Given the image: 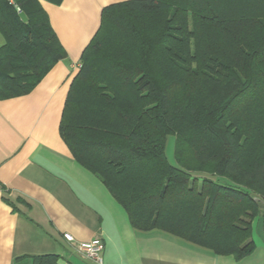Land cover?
Returning a JSON list of instances; mask_svg holds the SVG:
<instances>
[{
  "label": "trees",
  "instance_id": "trees-1",
  "mask_svg": "<svg viewBox=\"0 0 264 264\" xmlns=\"http://www.w3.org/2000/svg\"><path fill=\"white\" fill-rule=\"evenodd\" d=\"M0 0V100L68 54L41 1ZM60 133L135 230L240 261L264 201V0H128L103 8ZM175 137L169 162L168 138ZM57 256L34 264H59Z\"/></svg>",
  "mask_w": 264,
  "mask_h": 264
},
{
  "label": "crops",
  "instance_id": "crops-1",
  "mask_svg": "<svg viewBox=\"0 0 264 264\" xmlns=\"http://www.w3.org/2000/svg\"><path fill=\"white\" fill-rule=\"evenodd\" d=\"M124 1H41L68 59L31 93L0 100V264H34L42 256H57L59 264H96L64 234L99 242L103 264H264V233H257L264 209L253 223L256 249L240 261L159 230H135L124 208L62 139L61 119L82 53L103 8Z\"/></svg>",
  "mask_w": 264,
  "mask_h": 264
},
{
  "label": "built area",
  "instance_id": "built-area-1",
  "mask_svg": "<svg viewBox=\"0 0 264 264\" xmlns=\"http://www.w3.org/2000/svg\"><path fill=\"white\" fill-rule=\"evenodd\" d=\"M9 4L15 7L17 13H21V9L14 0H7ZM64 239L68 243H74L77 252L96 264H103L102 245L97 241L92 242H76L72 235L64 234Z\"/></svg>",
  "mask_w": 264,
  "mask_h": 264
},
{
  "label": "rangeland",
  "instance_id": "rangeland-1",
  "mask_svg": "<svg viewBox=\"0 0 264 264\" xmlns=\"http://www.w3.org/2000/svg\"><path fill=\"white\" fill-rule=\"evenodd\" d=\"M3 43H4V40H3L2 36L0 35V47L3 45ZM174 145H175V137L170 136L168 138V143H167V148H166V154H167V157H168L169 162L171 164H173V165H176L175 159H174ZM255 221H256V219H255ZM257 229H258V232L257 233H264V218H263V221L260 224L259 228H257Z\"/></svg>",
  "mask_w": 264,
  "mask_h": 264
},
{
  "label": "water",
  "instance_id": "water-1",
  "mask_svg": "<svg viewBox=\"0 0 264 264\" xmlns=\"http://www.w3.org/2000/svg\"><path fill=\"white\" fill-rule=\"evenodd\" d=\"M255 202L258 204L259 208H264V201L258 197H254Z\"/></svg>",
  "mask_w": 264,
  "mask_h": 264
}]
</instances>
